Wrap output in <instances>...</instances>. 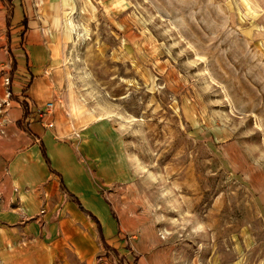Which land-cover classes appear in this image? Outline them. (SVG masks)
<instances>
[{
  "label": "rangeland",
  "instance_id": "374dc122",
  "mask_svg": "<svg viewBox=\"0 0 264 264\" xmlns=\"http://www.w3.org/2000/svg\"><path fill=\"white\" fill-rule=\"evenodd\" d=\"M16 9L46 35L66 140L132 242L170 264H264V0Z\"/></svg>",
  "mask_w": 264,
  "mask_h": 264
},
{
  "label": "crops",
  "instance_id": "0c3cea01",
  "mask_svg": "<svg viewBox=\"0 0 264 264\" xmlns=\"http://www.w3.org/2000/svg\"><path fill=\"white\" fill-rule=\"evenodd\" d=\"M18 1L0 0V264H131L133 251L135 264H170L165 249L149 254L146 237L132 242L101 194L99 167L88 168L66 140L65 109L53 102L54 58ZM121 237L130 241L126 253L114 243Z\"/></svg>",
  "mask_w": 264,
  "mask_h": 264
},
{
  "label": "trees",
  "instance_id": "16d2710c",
  "mask_svg": "<svg viewBox=\"0 0 264 264\" xmlns=\"http://www.w3.org/2000/svg\"><path fill=\"white\" fill-rule=\"evenodd\" d=\"M3 1L6 2V0H3ZM8 1H11V0H8ZM8 22L10 23V16H9V18H8ZM21 25H24V27H25V26H26V21L24 20L23 23H22ZM9 85H10V82H9ZM74 200H75V201L81 206V204L79 203V201H78L77 198H75ZM81 208H82V206H81ZM89 215H91L92 219L95 220V221L97 222V224H98V226H99V229L101 230V225H100L99 221L97 220V218H96L93 214H91V213H90ZM107 247H108L107 249H108L109 251H112V252L114 251L113 248H110V246L107 245ZM118 257H119V256H118ZM121 259H122V258L120 257V260H121Z\"/></svg>",
  "mask_w": 264,
  "mask_h": 264
},
{
  "label": "built area",
  "instance_id": "2783aa9c",
  "mask_svg": "<svg viewBox=\"0 0 264 264\" xmlns=\"http://www.w3.org/2000/svg\"><path fill=\"white\" fill-rule=\"evenodd\" d=\"M7 82H8V81H7ZM52 107H53V105H52V104H49V105H48V111H46V112H42V113H41V117H42V119L45 118V116H46L47 113L50 114L49 110H51ZM44 126H45L46 128H53V127H54V124H53L52 122H47V121H45V122H44Z\"/></svg>",
  "mask_w": 264,
  "mask_h": 264
}]
</instances>
